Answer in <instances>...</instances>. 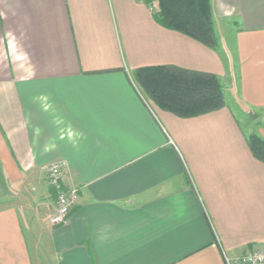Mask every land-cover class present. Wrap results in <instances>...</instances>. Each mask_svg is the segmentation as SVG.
Masks as SVG:
<instances>
[{
    "label": "crops",
    "instance_id": "1",
    "mask_svg": "<svg viewBox=\"0 0 264 264\" xmlns=\"http://www.w3.org/2000/svg\"><path fill=\"white\" fill-rule=\"evenodd\" d=\"M212 8L217 49L144 0H0V264H35L46 244L57 264H227L264 248V162L248 144L264 138V0ZM165 64L217 75L226 105L158 107L133 72ZM54 161L79 188L61 225Z\"/></svg>",
    "mask_w": 264,
    "mask_h": 264
},
{
    "label": "trees",
    "instance_id": "2",
    "mask_svg": "<svg viewBox=\"0 0 264 264\" xmlns=\"http://www.w3.org/2000/svg\"><path fill=\"white\" fill-rule=\"evenodd\" d=\"M156 1L153 15L158 23L218 48L212 0ZM133 74L148 99L181 117L198 116L226 105L223 85L215 74L168 64L141 67ZM248 144L254 156L264 162V138L252 133Z\"/></svg>",
    "mask_w": 264,
    "mask_h": 264
},
{
    "label": "built area",
    "instance_id": "3",
    "mask_svg": "<svg viewBox=\"0 0 264 264\" xmlns=\"http://www.w3.org/2000/svg\"><path fill=\"white\" fill-rule=\"evenodd\" d=\"M152 12L156 10L153 0H145ZM47 173L49 183L56 191L57 208L51 220L55 225H61L68 221L69 214L74 206L76 196L79 188L76 186H68L65 184V170L64 164L60 161H54L44 168ZM227 264H264V248H256L247 250L246 252L230 256L224 252Z\"/></svg>",
    "mask_w": 264,
    "mask_h": 264
},
{
    "label": "rangeland",
    "instance_id": "4",
    "mask_svg": "<svg viewBox=\"0 0 264 264\" xmlns=\"http://www.w3.org/2000/svg\"><path fill=\"white\" fill-rule=\"evenodd\" d=\"M145 1V0H144ZM146 2V1H145ZM155 6L156 7H158V1H156L155 0ZM147 3V2H146ZM148 4V3H147ZM149 5V4H148ZM247 122H249V121H247ZM45 174H46V177H47V173L45 172ZM66 176V175H65ZM47 180H48V177H47ZM49 181V180H48ZM65 181V180H64ZM43 184H44V186H43ZM50 184V183H49ZM51 185V184H50ZM52 186V185H51ZM35 191H38V190H40L41 188H43L44 190H45V183H43L42 181H39V182H37L36 183V185H35ZM30 186L28 185L27 186V189L28 190H26L25 191V193L24 194H22V192L21 191H17V189H16V193L14 192L13 193V198H14V201H15V203H19V205H22L23 203H25L26 205L28 204V200L27 201H25L26 200V198L27 199H29V197H32V193H30ZM6 199H7V197H6V195H4V193H3V191H0V204H4L5 202H6ZM32 201H34V204L36 205L37 204V201H38V199L37 198H34ZM27 202V203H26ZM31 202V201H30ZM30 204V203H29ZM48 204V201L46 202V205ZM51 222H52V220H51ZM52 224H54L53 222H52ZM55 225V224H54ZM36 235H38L39 236V233H35ZM42 252H41V255H40V253H39V255H40V259L39 260H37L36 262H35V264H57V259L55 258V254H54V252H53V250H52V248L49 246V244H46L45 246H44V248L41 250ZM40 252V251H39ZM42 258V259H41Z\"/></svg>",
    "mask_w": 264,
    "mask_h": 264
}]
</instances>
